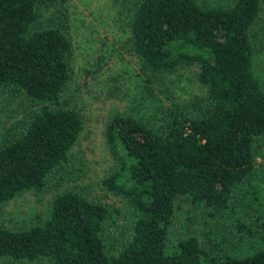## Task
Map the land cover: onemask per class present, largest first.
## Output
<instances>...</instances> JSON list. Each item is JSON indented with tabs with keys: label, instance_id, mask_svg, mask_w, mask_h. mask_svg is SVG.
Here are the masks:
<instances>
[{
	"label": "trees",
	"instance_id": "trees-1",
	"mask_svg": "<svg viewBox=\"0 0 264 264\" xmlns=\"http://www.w3.org/2000/svg\"><path fill=\"white\" fill-rule=\"evenodd\" d=\"M41 23L43 0H0V87L24 96L31 109L21 131L0 146V207L16 195L42 191L81 140L82 114L65 99L72 78L68 0ZM263 0H134L126 44L152 75L192 69L202 100L172 103L160 123L115 113L104 136L115 158L103 186L130 208V233L112 248L107 230L121 211L77 188L56 193L40 224L0 223V259L51 264H264V246L215 255L193 233L173 235L183 203L211 215L232 206L236 188L256 171V142L264 137V87L253 69L254 24ZM256 227L234 219L239 235Z\"/></svg>",
	"mask_w": 264,
	"mask_h": 264
},
{
	"label": "rangeland",
	"instance_id": "rangeland-1",
	"mask_svg": "<svg viewBox=\"0 0 264 264\" xmlns=\"http://www.w3.org/2000/svg\"><path fill=\"white\" fill-rule=\"evenodd\" d=\"M222 4L228 0H199ZM134 0H68V32L73 44L72 78L65 92L67 102L83 118L80 142L68 163L50 174L42 191L27 190L0 207V223L25 229L42 223L49 214L52 197L68 188H77L89 199L106 202L121 211L115 226L106 232L112 248L130 233V208L124 199L106 189L104 179L114 169L115 158L107 147L104 131L109 117L128 113L160 123L162 111L172 103L202 100L204 87L196 82L192 69L164 76L145 71L126 44L128 20ZM55 2L43 0L39 6L41 23L56 18ZM254 73L264 87V0L253 27ZM31 109L30 102L10 89L0 87V146L8 130L19 133ZM256 171L249 182L236 188L232 206L214 215L204 206L183 203L176 210L173 235L193 233L215 255L243 254L264 246V224L259 232L239 236L234 219L256 227V217L264 219V137L256 142ZM0 264H51L47 259L22 262L1 258Z\"/></svg>",
	"mask_w": 264,
	"mask_h": 264
}]
</instances>
